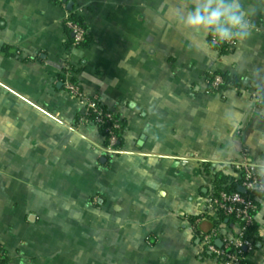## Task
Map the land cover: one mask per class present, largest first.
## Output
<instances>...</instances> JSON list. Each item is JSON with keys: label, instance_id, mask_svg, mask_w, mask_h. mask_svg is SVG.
Masks as SVG:
<instances>
[{"label": "crops", "instance_id": "crops-1", "mask_svg": "<svg viewBox=\"0 0 264 264\" xmlns=\"http://www.w3.org/2000/svg\"><path fill=\"white\" fill-rule=\"evenodd\" d=\"M242 4L251 36L223 56L210 35L184 28L193 0H0L8 264H221L201 243L215 228L206 200L217 175L239 179L244 150L264 160V0ZM72 15L86 46L73 45ZM220 73L231 86L211 92ZM68 83L124 123L119 153L80 122L87 103ZM256 229L247 264H264V200Z\"/></svg>", "mask_w": 264, "mask_h": 264}, {"label": "built area", "instance_id": "built-area-1", "mask_svg": "<svg viewBox=\"0 0 264 264\" xmlns=\"http://www.w3.org/2000/svg\"><path fill=\"white\" fill-rule=\"evenodd\" d=\"M63 4V0H55ZM66 26L73 35V45L81 46L85 41V29L72 21L71 17L66 19ZM213 47L218 46L210 38ZM232 50L234 44H227ZM209 90L211 92H220L225 86H231L226 83L219 74H210L208 79ZM66 91L75 99L87 103V115L80 120L84 124H92L100 128L106 126V136H103L106 143V150L109 154L120 152L119 141L123 133V123L121 119L112 111L101 105L99 99H87L78 85L68 83L65 86ZM262 94L258 98L260 104H264V87ZM95 115V119L90 120ZM238 178L242 179V188L246 192L258 193V197L251 199L243 196L240 192L213 191L206 200L205 213L217 216L222 213L225 217L234 219L239 230L231 234L225 230L222 223L210 232L202 235L201 243L205 252L221 264H247L249 257L255 252L256 244L254 240L247 235L248 228L256 222L258 211L257 202L264 200V187H261L260 178L256 175L251 162V154L244 150L242 158L234 167ZM217 242H220V247ZM7 258V254L0 244V264Z\"/></svg>", "mask_w": 264, "mask_h": 264}, {"label": "clouds", "instance_id": "clouds-1", "mask_svg": "<svg viewBox=\"0 0 264 264\" xmlns=\"http://www.w3.org/2000/svg\"><path fill=\"white\" fill-rule=\"evenodd\" d=\"M252 14L242 0H193L183 26L188 31L210 35L219 45L243 43L252 33ZM253 168L264 187V160L257 161Z\"/></svg>", "mask_w": 264, "mask_h": 264}, {"label": "trees", "instance_id": "trees-1", "mask_svg": "<svg viewBox=\"0 0 264 264\" xmlns=\"http://www.w3.org/2000/svg\"><path fill=\"white\" fill-rule=\"evenodd\" d=\"M71 19L72 21H74L75 23L81 25L85 31H86V36H85V41L84 43L81 45V46H86L89 42H90V36H89V33H88V29L87 27L85 26L84 24V21L79 18L78 16L76 15H72L71 16ZM72 35V33H71ZM217 51H219V53L221 55H229L232 53V50L229 48V46L227 44H224V45H218L216 47H214ZM221 75L224 80L226 81V83H230L232 81V78L227 75V74H219ZM227 86L224 87V89L226 88ZM91 119L90 120H93L95 119V115H92L90 117ZM102 136H106V126H102L99 128ZM123 130H124V123H123ZM122 142V136H121V139L119 141V147L121 146V143ZM210 167V166H209ZM242 179H238V180H235V179H231L227 176H223V175H217V178H216V188L214 191H227V192H239V189L242 188ZM243 196L247 197V198H251V199H254L256 197H258L260 194L258 193H251V192H246V193H242ZM257 206L259 207V202L256 203ZM214 226L215 228L217 226H219L220 224L222 223H226L227 221L229 222H235L234 219H231V218H227L225 217L222 213L218 214L216 216V219H214ZM247 235L250 239L254 240L255 244L257 245L258 242L260 241V238L258 237V234H257V229H256V222L253 223L249 228H248V231H247ZM8 257L4 259V261L2 262V264H8Z\"/></svg>", "mask_w": 264, "mask_h": 264}, {"label": "water", "instance_id": "water-1", "mask_svg": "<svg viewBox=\"0 0 264 264\" xmlns=\"http://www.w3.org/2000/svg\"><path fill=\"white\" fill-rule=\"evenodd\" d=\"M239 192H240V193H246V190L243 189V188H240V189H239ZM32 219H33V217H32ZM218 245L221 246V243H218Z\"/></svg>", "mask_w": 264, "mask_h": 264}]
</instances>
